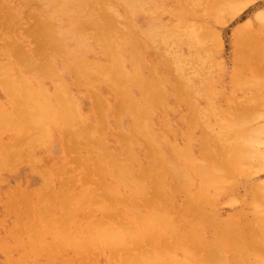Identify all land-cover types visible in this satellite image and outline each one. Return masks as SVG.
<instances>
[{
	"label": "bare ground",
	"instance_id": "obj_1",
	"mask_svg": "<svg viewBox=\"0 0 264 264\" xmlns=\"http://www.w3.org/2000/svg\"><path fill=\"white\" fill-rule=\"evenodd\" d=\"M254 1L0 0V264H264L263 92L183 65Z\"/></svg>",
	"mask_w": 264,
	"mask_h": 264
},
{
	"label": "rangeland",
	"instance_id": "obj_2",
	"mask_svg": "<svg viewBox=\"0 0 264 264\" xmlns=\"http://www.w3.org/2000/svg\"><path fill=\"white\" fill-rule=\"evenodd\" d=\"M227 8H225V12H227L229 10V6L227 5L226 6ZM230 8H232L230 6ZM228 9V10H227ZM258 9H264V0H255L254 3H252L251 5H248L242 12H240L238 15H236L235 17H233L229 22H227L226 24H222V25H217L216 26V29L218 30L219 34H220V39H221V46H218V41L216 40H210V38L207 40L205 39V49H204V52H202L201 56L195 61V62H191V61H188L187 59H185L183 65H184V68H185V71L187 73V76L189 78H192V77H195V79L199 80L198 82L200 83V85L205 89V90H209V93L210 91L212 93H210V95L212 96L213 95V98L216 99L218 96V98H221L222 96H225V94L228 96H234L238 99H241V97L243 98L244 96V93H250L249 91L255 93L256 94H260V96H258L259 98L263 92V95H264V45L261 46L260 48H258L259 50L261 48H263V53L260 54L259 56V52H262V51H257V57L256 56H251L250 58L246 59L245 60V63H243L242 65V68H244L245 71L243 70H240V73L239 75L242 73V75H244L243 77H240V76H232L231 73H232V68L233 67L231 65L232 61H233V39L234 37L231 36L233 35V29L234 27L237 25V24H240L241 22H243L244 20H251L252 22V35L254 37H257L256 39H264V17L262 18V20H257L254 18V14L255 12L258 10ZM251 18V19H250ZM253 19V20H252ZM256 20V21H255ZM261 21V22H259ZM258 25H261V26H258ZM220 27V28H219ZM257 30H256V28ZM260 28H262V31H260ZM255 30V32H253ZM257 31H259L258 33H256ZM261 32V33H260ZM260 34V35H259ZM256 35V36H255ZM260 36V37H259ZM254 39V40H256ZM215 41V42H213ZM217 42V43H216ZM209 43H211V45L214 43V46H210ZM216 45L217 48H214ZM224 46H226L224 48ZM173 47V46H172ZM224 48V49H223ZM174 49V47H173ZM262 50V49H261ZM223 51V52H222ZM211 53V54H210ZM221 53V54H220ZM229 53V54H228ZM263 54V55H262ZM205 55V56H203ZM262 55V56H261ZM228 56V57H227ZM254 57V58H253ZM259 57V58H258ZM253 58V59H252ZM256 58V59H255ZM251 59V60H250ZM255 59V60H254ZM263 59V60H262ZM232 60V61H231ZM261 61V62H260ZM251 62V63H250ZM263 62V63H262ZM255 63V64H254ZM257 63V65H256ZM261 63V65H260ZM229 64V65H228ZM233 64V63H232ZM246 64V65H245ZM251 64V65H250ZM259 64V65H258ZM211 65V66H210ZM222 65V66H221ZM255 65V66H254ZM263 65V66H262ZM218 66V67H217ZM258 66V67H257ZM262 66V67H261ZM192 67V68H191ZM226 68V69H225ZM241 68V69H242ZM247 68H249V70L247 71ZM255 68V69H253ZM252 69V70H251ZM255 70V71H253ZM199 71V72H198ZM223 71V72H222ZM247 71V72H246ZM222 74H224L223 76V83L224 84H221L219 83L218 81V78L219 76H221ZM253 74V76L251 75ZM258 74V76H257ZM263 75V76H262ZM231 76V77H230ZM198 77V78H197ZM215 77V78H214ZM237 77V78H236ZM240 79H239V78ZM250 77L253 79H250ZM257 77H258V81H254V80H257ZM260 77V79H259ZM263 77V78H262ZM225 78V79H224ZM241 78H244L245 81ZM255 78V79H254ZM235 79V80H234ZM239 79V80H238ZM248 82H246L247 80ZM215 80V81H214ZM234 82V85L236 84H239L240 83V87L239 88L240 90H237L236 92H234V89L232 91L231 89V86L232 88L234 87L233 85V82ZM240 80L244 81V82H240ZM249 80H252L250 82H253L254 84L255 83H258V86H259V89L261 88V90H257L256 92V89L258 88L257 85H255L253 87V85H251V83L249 82ZM236 81V82H235ZM261 81V83H260ZM229 82V83H228ZM263 82V83H262ZM242 83H245V85L243 84V87H242ZM252 83V84H253ZM246 84H248V86L250 88H256L255 89V92H254V89L250 90V88H246ZM250 84V85H249ZM261 84V85H260ZM227 85V86H226ZM246 86V87H244ZM252 86V87H251ZM257 86V87H256ZM261 86V87H260ZM239 87V86H238ZM208 88V89H207ZM244 88V89H243ZM224 90V91H222ZM242 90V91H241ZM225 92V94H224ZM234 92V93H232ZM221 94V95H220ZM235 94V95H234ZM217 96V97H216ZM257 96V95H256ZM264 97V96H263ZM256 99V98H255ZM264 99V98H263ZM262 99V100H263ZM257 100H259L257 98ZM261 100V99H260ZM261 100V101H262ZM221 111L220 108L217 109V111ZM211 111V112H210ZM205 110L204 112L209 115H207V122H210L209 120H211L212 122H214L213 125V128H215V130H219L220 129V126L218 127V123L215 122L216 121V118H217V115L216 117L214 116V111L213 110ZM262 111L264 112V107L262 109ZM213 116V117H211ZM211 117V118H210ZM215 118V120H214ZM261 120V119H260ZM254 164V168H255V164L257 163H251V165ZM245 165V164H244ZM258 165V164H257ZM250 165L247 164L244 168H247L249 167ZM253 166H250V169L253 170L251 171L250 169V172L251 173L249 176H248V180H249V183H260L262 182V179H264V165H261L258 167V170L255 168L252 169ZM257 167V166H256ZM245 169L247 172L248 170ZM257 170V171H256ZM254 172V173H252ZM256 180V181H255ZM255 181V182H254ZM258 181V182H257ZM5 184L7 183H4L2 185V187L6 186ZM242 188H240L241 190ZM243 192V189L241 190ZM222 199H224V197H222ZM235 209V207L233 205H229V204H225L224 202L221 203V206H220V211H222L221 213H227L228 211H230L231 209Z\"/></svg>",
	"mask_w": 264,
	"mask_h": 264
}]
</instances>
